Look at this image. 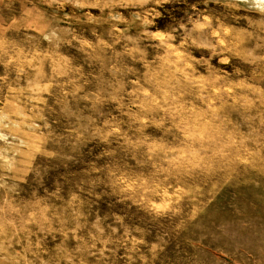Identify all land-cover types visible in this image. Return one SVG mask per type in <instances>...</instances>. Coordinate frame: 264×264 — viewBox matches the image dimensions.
<instances>
[{
	"label": "clouds",
	"instance_id": "clouds-1",
	"mask_svg": "<svg viewBox=\"0 0 264 264\" xmlns=\"http://www.w3.org/2000/svg\"><path fill=\"white\" fill-rule=\"evenodd\" d=\"M0 264H264V0H0Z\"/></svg>",
	"mask_w": 264,
	"mask_h": 264
},
{
	"label": "rangeland",
	"instance_id": "rangeland-1",
	"mask_svg": "<svg viewBox=\"0 0 264 264\" xmlns=\"http://www.w3.org/2000/svg\"><path fill=\"white\" fill-rule=\"evenodd\" d=\"M183 193V195H182ZM173 195H175V198L179 201V200H183L184 199V196L185 195H191L190 192H187V190H182V189H177L176 193L173 194V193H168V196L171 198ZM224 194L222 193L221 196H218L217 197V200H220L221 197L223 196Z\"/></svg>",
	"mask_w": 264,
	"mask_h": 264
}]
</instances>
